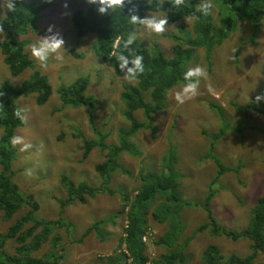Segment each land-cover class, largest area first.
I'll return each mask as SVG.
<instances>
[{
  "label": "rangeland",
  "instance_id": "obj_1",
  "mask_svg": "<svg viewBox=\"0 0 264 264\" xmlns=\"http://www.w3.org/2000/svg\"><path fill=\"white\" fill-rule=\"evenodd\" d=\"M54 2L40 12L36 31L28 30L19 36L27 41L25 51L33 60L34 68L11 75L0 52V83L8 79L16 85L29 77L33 69H38L51 85L52 92L44 104L35 101L34 93L15 100L25 119L13 137H23L31 148L21 151V145L14 146L16 153L12 169L19 189L33 194L37 200V218L62 217L71 223L69 231L63 227L55 230L63 247L62 264H107V257L116 260L115 264H133L125 240L130 222L126 213L128 206L122 209L127 202L124 198H133L143 183L141 176L161 172L168 162L172 164L174 161L179 183L177 194L189 203L174 206L183 224L179 242L192 235L186 247V264H198L200 252L207 243L216 244L223 253H249L250 242L246 239L233 241L225 236H213L206 231L195 233L194 230L205 221L201 204L210 186L214 189L210 201L213 214L222 226L234 230L247 224L255 199L264 193V102L252 103L254 97L264 91V16L258 18L256 29L250 21L233 24L227 37L214 47L209 59L204 48L196 49L188 68L200 65L207 72V77L200 79L199 95L178 104L173 94L187 82L168 90L165 105L153 114L151 129L140 128L131 138L140 155L122 153L118 161L124 171L111 173L107 183L95 170V165L104 160L105 151L96 146L83 158V139H95L97 130L107 136V143L117 142L118 130L129 127L120 94L122 83L130 81L115 75L112 67L95 55L94 34L76 36L71 14L75 8L87 6V0ZM211 2L215 5L212 15L217 22L220 17L217 1ZM3 13L0 0V17ZM153 15L165 16L159 12L147 13V16ZM49 25L64 39V48L60 50L62 59L50 57L47 67L41 68L31 56L29 46L41 36L49 35L46 31ZM182 25L192 28V19L168 24L162 35L148 33L139 26L135 36L147 47L157 45L169 57L173 45L170 35L178 34L177 26ZM4 37L5 32L1 34V38ZM84 75L88 77L85 93L101 101L93 120H90L87 108L63 105L57 92L61 85H68ZM144 97L149 100L147 93ZM134 115L137 120H144L140 110ZM1 133L0 128V136ZM170 147L173 148L174 161L167 160ZM216 161L222 165L223 172L214 181L220 169ZM63 174L74 182H86L96 188L107 184L111 192H99L92 198L87 197L84 203L75 201L64 207L62 214L57 198L66 197L65 188L60 183ZM162 192L153 195V202H149L138 217L146 230L138 246L143 247L142 254L147 257L145 264H152L165 251L155 244L168 228L167 222H160L154 216L157 208L165 203ZM22 213L23 209L10 220H4L0 211V236ZM109 216L114 218L105 221L98 231H91L82 241L78 240L94 221ZM14 246L15 242L8 239L4 250L12 252ZM50 249L47 242L37 254Z\"/></svg>",
  "mask_w": 264,
  "mask_h": 264
},
{
  "label": "trees",
  "instance_id": "obj_2",
  "mask_svg": "<svg viewBox=\"0 0 264 264\" xmlns=\"http://www.w3.org/2000/svg\"><path fill=\"white\" fill-rule=\"evenodd\" d=\"M219 8V20L216 22L213 15L204 16L197 9L201 0H184L179 8H174L169 0H124L123 8L99 14L97 6L88 4L78 7L72 11L71 23L77 37L88 34L95 35L94 53L108 66L112 67L115 75L125 77L124 72L118 67L116 54L123 52L131 59L133 55L143 56L144 73L138 76L135 83L123 82L121 100L125 104L124 117L129 122L127 129L118 130L117 142L107 143L105 134L95 130V139H83L82 157L86 158L93 147L98 146L105 151V158L95 165L99 177L107 181L114 171H124L119 163V156L126 152L139 156L140 152L132 142L131 138L140 128L151 129L153 114L157 113L165 105L166 92L175 85L185 83L184 72L188 69V63L195 54L197 48H204L206 57L209 59L214 47L220 45L227 37L229 28L240 21H250L255 29L258 26V18L264 16V0H216ZM54 0H43L36 3L35 0H17V9L14 13L4 10L0 21L4 23L5 37L0 34V52L3 62L7 65L11 75H19L27 68H34V62L25 51L27 41L19 36L28 30L36 31V25L41 18L40 12L54 5ZM159 12L167 15L168 24L179 22L183 19H192V28L177 26L178 34L170 35L173 40L172 51L169 57L157 45L145 46L135 34L139 26H133L129 22L130 15L136 14L140 17L147 13ZM6 15V16H5ZM131 34L133 43L128 45L129 49L122 47V38L126 40ZM117 41L121 46L117 47ZM128 67H131L129 63ZM88 84L87 76H79L68 85H61L57 92L63 105L88 109L89 118L93 115L97 105L101 103L93 95L86 94ZM52 92L47 76L38 69H33L31 75L18 84H12L8 79L0 83V211L4 220H10L20 210H24L11 225L6 233L0 236V264H62L63 247L55 233L56 229L69 228L71 223L62 217L58 219H39L35 216L39 204L31 193L23 192L14 181L15 171L12 162L15 159L16 149L11 143L15 130L24 123L15 115L18 109L15 100L21 96L36 94L35 101L44 104ZM145 93L149 100L145 99ZM212 107L214 105H211ZM140 110L144 120L139 121L134 115ZM205 131H203L204 133ZM217 138V137H216ZM212 144V142H211ZM173 148L170 147L166 153L167 160L174 161ZM166 158V157H165ZM214 158V157H213ZM215 159V158H214ZM174 161L168 162L161 172H149L147 176H141L142 185L135 191L133 198L125 196L127 202L122 209L128 206L127 217L129 224L126 228L125 240L128 244L129 256L133 264H145L147 257L142 254L143 247L141 236L146 230L141 226L138 219L142 210L153 202V195L157 192L164 194V205L157 208L154 216L160 222H167V230L156 240L155 244L164 248L152 264H186L188 255L186 247L192 235L179 242L183 231V224L179 211L175 205H188L182 197L177 194L179 183L175 175ZM216 178L223 172L222 165ZM126 171V170H125ZM127 172V171H126ZM60 183L65 188L66 197L57 198L60 204V213L63 214L64 207L75 201L86 202L87 197H94L99 192L110 193L107 184L99 188L92 187L86 182H74L67 175L60 177ZM214 189L210 186L209 192L201 204L205 212V221L195 230V233L206 231L213 236H225L233 241L246 239L250 242V252L245 255L235 253H223L214 243H207L199 255L198 264H264V193L258 196L252 207L247 224L239 229H227L222 226L211 208V196ZM172 205V206H170ZM109 216L94 221L78 238L82 241L91 231H98L105 222L112 220ZM15 242L14 250H4L6 240ZM49 242L51 249L46 253L37 254L45 243ZM107 264H115L112 257L106 258Z\"/></svg>",
  "mask_w": 264,
  "mask_h": 264
},
{
  "label": "clouds",
  "instance_id": "obj_3",
  "mask_svg": "<svg viewBox=\"0 0 264 264\" xmlns=\"http://www.w3.org/2000/svg\"><path fill=\"white\" fill-rule=\"evenodd\" d=\"M89 4L97 6V12L99 14H106L109 10L115 11L117 9H122L124 0H87ZM163 3V0H160ZM169 3L174 8H179L184 4V0H169ZM3 9L7 12L14 13L17 9V0H2ZM202 15L209 16L214 13L215 5L211 0H201V3L197 9ZM6 16V15H5ZM129 22L133 26H142L148 33L162 35L167 30V25L169 23L167 15L163 17L157 16H144L132 14L130 15ZM53 26L49 25L46 31L49 35L41 36L40 39L29 46L31 56L39 62L41 68H46L50 57H55V59L60 60L62 56L60 50L64 48V39L58 32H53ZM5 27L4 23L0 21V34H4ZM134 37L129 34L126 40L122 38V47L124 50L129 49L128 45L133 43ZM117 47L121 46V42L117 41ZM118 61V67L124 72L125 79L130 82H135L140 74H143L144 64L143 56L135 54L130 59L129 56L125 55L123 52L115 55ZM131 63V67H128ZM206 70L197 65L195 67H190L184 72V80L187 81L183 87L173 94V99L178 104H184L187 101L194 99L199 95V84L201 78H206ZM3 95V93H0ZM264 102V91L258 93L252 103L259 104ZM15 115L20 120H24L25 117L22 115L21 110L17 109ZM13 146L21 145V151H25L31 148L30 143H25L24 138L21 136H15L11 139Z\"/></svg>",
  "mask_w": 264,
  "mask_h": 264
}]
</instances>
